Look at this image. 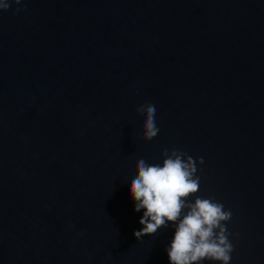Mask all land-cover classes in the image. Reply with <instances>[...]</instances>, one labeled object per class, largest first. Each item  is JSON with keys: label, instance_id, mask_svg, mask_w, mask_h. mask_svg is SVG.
I'll return each mask as SVG.
<instances>
[{"label": "water", "instance_id": "water-1", "mask_svg": "<svg viewBox=\"0 0 264 264\" xmlns=\"http://www.w3.org/2000/svg\"><path fill=\"white\" fill-rule=\"evenodd\" d=\"M8 2L0 264H170L171 222L137 240L130 195L165 148L197 161L189 201L232 212L229 264H264V0Z\"/></svg>", "mask_w": 264, "mask_h": 264}, {"label": "clouds", "instance_id": "clouds-1", "mask_svg": "<svg viewBox=\"0 0 264 264\" xmlns=\"http://www.w3.org/2000/svg\"><path fill=\"white\" fill-rule=\"evenodd\" d=\"M20 4L21 0H15ZM10 7L8 0L0 2V9ZM19 11V9H17ZM144 116V140L157 136L156 108L151 104L137 107ZM163 165H149L144 159L136 164L137 175L130 184L134 210L145 209L139 223L143 226L134 232L137 240L151 235L171 222L174 238L166 247L170 264H200L204 260L229 264L233 245L229 241L226 222L232 218L230 210L214 198L197 196L194 202L189 197L199 190L200 177L197 161L187 153L165 148ZM203 164V158L198 161Z\"/></svg>", "mask_w": 264, "mask_h": 264}]
</instances>
